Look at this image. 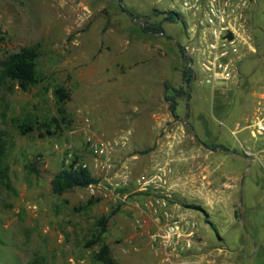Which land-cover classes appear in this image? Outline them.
<instances>
[{
	"label": "rangeland",
	"instance_id": "obj_1",
	"mask_svg": "<svg viewBox=\"0 0 264 264\" xmlns=\"http://www.w3.org/2000/svg\"><path fill=\"white\" fill-rule=\"evenodd\" d=\"M169 9L181 17L165 20ZM195 23L172 0H0V71L10 54L34 47L43 77L28 91L0 79L8 170L0 183V264H102L94 256L100 243L86 242L104 216L103 241L116 264H148L154 232L135 222L140 194L130 183L109 196L102 190L165 162L173 168L170 203L195 213L213 241L228 226L223 245L237 264H264L257 254L264 132L254 127L264 118V0L249 26L254 49L244 46L229 81H205ZM158 24L166 35L143 31ZM56 84L69 94L64 105ZM87 119L97 137L125 140L111 150L110 171L85 142ZM67 149L98 181L59 195L51 181L68 166Z\"/></svg>",
	"mask_w": 264,
	"mask_h": 264
},
{
	"label": "built area",
	"instance_id": "obj_2",
	"mask_svg": "<svg viewBox=\"0 0 264 264\" xmlns=\"http://www.w3.org/2000/svg\"><path fill=\"white\" fill-rule=\"evenodd\" d=\"M172 1H177L182 11L196 21V29L192 28V31L193 37L199 35L201 38L197 49L205 81L215 85L219 81L233 78L243 59L244 46L247 45L249 51L254 49L250 42L252 36L249 26L254 19L258 0ZM254 127L257 132L263 133L264 118L257 120ZM84 137L89 148L101 155L100 165L108 171L113 169L111 150L125 143V140L97 137L89 119L84 128ZM56 146L59 147V144ZM66 151L68 167L88 168L87 164L71 159V149ZM172 174L171 163L165 162L149 174H141L131 181L125 176L123 182H116L112 188L102 190L104 196H109L113 190H120L130 183L132 192L141 196V199L135 200V206L139 209L135 222L140 225L147 224V215H150L154 221L161 223V232L152 235L155 258L148 264H196L189 255L196 242V223L188 216L170 210L172 191L169 184Z\"/></svg>",
	"mask_w": 264,
	"mask_h": 264
},
{
	"label": "trees",
	"instance_id": "obj_3",
	"mask_svg": "<svg viewBox=\"0 0 264 264\" xmlns=\"http://www.w3.org/2000/svg\"><path fill=\"white\" fill-rule=\"evenodd\" d=\"M121 8L123 11H126L123 5H121ZM161 13L166 15L165 20L167 21H175L177 18L179 19L181 17L179 12L171 9L162 11ZM143 31L166 35L163 24L145 25L143 26ZM4 40V34L0 30V43H2ZM180 50L182 53H184L183 46H180ZM39 56L40 54L38 50H36L34 47H22L19 51L10 54L2 62L0 79H10L12 81H16L23 91H28L31 86L39 83L43 79L37 68ZM187 72L191 73V71L188 70ZM167 89H169V86H167ZM54 92L61 104L64 105L66 100L69 98L68 92L61 84H56ZM172 110L174 112V105L172 106ZM19 127L23 132L32 129V125L29 123H20ZM221 147L226 148L224 145H221ZM6 149L7 142L2 137L0 132V183L5 182V180L8 178V170L4 166ZM147 151L149 150H146V152ZM97 181L98 179L90 173L87 167L73 168L65 166L54 175L51 185L53 192L61 195L75 187L85 188L96 183ZM107 221V216H104L99 220L101 231L94 238L88 240L86 242V246L89 247L93 244L100 243V249L95 253V258L102 264H116V261L111 254L109 244L103 241V234L106 232Z\"/></svg>",
	"mask_w": 264,
	"mask_h": 264
},
{
	"label": "crops",
	"instance_id": "obj_4",
	"mask_svg": "<svg viewBox=\"0 0 264 264\" xmlns=\"http://www.w3.org/2000/svg\"><path fill=\"white\" fill-rule=\"evenodd\" d=\"M134 209L137 210L136 213H139V209L134 205ZM170 210L174 213H181L184 216L193 218L196 222L197 233H196V242L194 243V249L189 251V255L196 261V264H237L238 258H234V252L232 249L227 248L223 245L224 240L227 238L229 233L228 226L224 227L223 230L218 232L217 242L213 241L208 232L207 224H201L197 219L195 213L191 211H186L181 208L177 203L170 204ZM148 216L147 231H153L155 235L161 232V223H158L153 220L150 215ZM217 224H211V226L216 227ZM225 225V224H220ZM228 228V229H227ZM148 237H146L147 240ZM258 251L257 254L264 257V239H261L260 243L257 245ZM145 258L150 259L155 256L150 248L146 249ZM237 257V256H236Z\"/></svg>",
	"mask_w": 264,
	"mask_h": 264
},
{
	"label": "water",
	"instance_id": "obj_5",
	"mask_svg": "<svg viewBox=\"0 0 264 264\" xmlns=\"http://www.w3.org/2000/svg\"><path fill=\"white\" fill-rule=\"evenodd\" d=\"M174 102V101H173Z\"/></svg>",
	"mask_w": 264,
	"mask_h": 264
}]
</instances>
